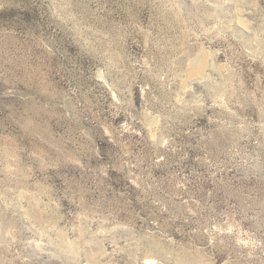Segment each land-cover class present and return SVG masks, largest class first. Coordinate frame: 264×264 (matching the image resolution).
Instances as JSON below:
<instances>
[{
	"label": "rangeland",
	"instance_id": "obj_1",
	"mask_svg": "<svg viewBox=\"0 0 264 264\" xmlns=\"http://www.w3.org/2000/svg\"><path fill=\"white\" fill-rule=\"evenodd\" d=\"M0 264H264V0H0Z\"/></svg>",
	"mask_w": 264,
	"mask_h": 264
}]
</instances>
